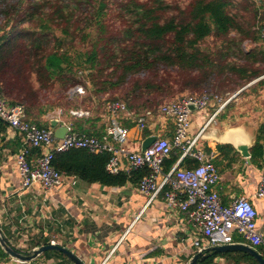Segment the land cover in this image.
<instances>
[{
  "label": "trees",
  "instance_id": "16d2710c",
  "mask_svg": "<svg viewBox=\"0 0 264 264\" xmlns=\"http://www.w3.org/2000/svg\"><path fill=\"white\" fill-rule=\"evenodd\" d=\"M113 13L120 22H108ZM258 16L250 0H192L186 5L166 0H0V95L12 106H24L26 121L48 129L39 117L55 105L43 104L41 91L57 83L64 92L57 106L69 113L77 106L68 93L82 85L100 106L88 119L71 115L73 130L102 137L105 128L97 130V123L113 102H125L141 114L158 110L167 103L162 100L200 97L209 88L220 89L233 76L243 84L261 77L258 84L264 85V46L248 51L244 47L246 41L261 43L256 28L264 16ZM210 38L221 40V45L205 46ZM144 135L151 133L147 129ZM225 149L232 147H220ZM179 156L173 152L165 172ZM109 159L108 153L74 149L57 153L53 165L67 177L105 187L138 186L150 172L145 168L111 174ZM251 162L264 169V122ZM186 165L195 167L197 162L186 158L180 167ZM0 255H7L1 246ZM217 258L258 264L240 252L214 254L199 264H215Z\"/></svg>",
  "mask_w": 264,
  "mask_h": 264
},
{
  "label": "crops",
  "instance_id": "0c3cea01",
  "mask_svg": "<svg viewBox=\"0 0 264 264\" xmlns=\"http://www.w3.org/2000/svg\"><path fill=\"white\" fill-rule=\"evenodd\" d=\"M257 46H264L262 38ZM261 79L227 92L236 97L207 127L216 107L211 105L207 110L194 111L189 133L195 138L205 129L197 147L206 153L217 152L213 162L220 173L217 190L223 204L228 205L240 196L249 198L258 211L260 226L264 225V200L256 197V190L264 169L243 157L235 143L248 145L251 149L256 143L264 122L260 123V117H264V85L258 84ZM256 113L260 115L255 117ZM91 116L89 112V115L77 118ZM101 117L97 130L102 126L106 129L108 115ZM61 118L49 110L39 117L38 122L49 124L48 129L56 131L51 121L58 119L59 126L66 125L65 118ZM122 123L127 127L132 121L123 119ZM128 129L129 148L142 151L148 137L135 127ZM174 130L173 120L165 117H156L148 129L151 134L158 133L168 139L173 138ZM22 144V137L0 119V226L14 248L27 253L52 243L69 249L85 264H136L143 259H149L151 264H187L191 259L193 249L187 247L185 240L196 232L186 215L169 209L162 196L150 201L149 196L139 192L137 184L105 187L65 176L62 185L50 190L38 183L24 191L17 164ZM223 146L232 147V150H220ZM41 152L42 149L33 148L32 161ZM173 152L180 156L172 169L182 155L178 148ZM182 168L194 167L186 165ZM216 262L233 264L224 258H217ZM0 264L75 263L61 252L47 251L29 262L18 261L8 254L0 255Z\"/></svg>",
  "mask_w": 264,
  "mask_h": 264
},
{
  "label": "built area",
  "instance_id": "2783aa9c",
  "mask_svg": "<svg viewBox=\"0 0 264 264\" xmlns=\"http://www.w3.org/2000/svg\"><path fill=\"white\" fill-rule=\"evenodd\" d=\"M260 4L262 0H253ZM264 42V21L257 26ZM71 99L86 94V89L78 85L69 91ZM236 97L235 94L221 96L211 89L200 97H184L161 105L158 110H145L141 114L128 109L125 102H113L107 106L108 122L102 137L79 133L67 123L68 132L63 139L55 136V131L40 128L37 124L25 120V108L12 106L0 95V119L23 140L17 155V164L22 177V189H30L35 184H42L50 190L64 183L65 174L58 171L53 161L57 153H66L74 149H85L94 154L110 155L107 170L111 174L148 169L150 172L138 183L140 193L149 196L150 201L162 196L171 210H178L186 215L194 236L185 240L192 248V256L214 246L244 244L258 251L264 257V225L258 224V211L249 198L240 196L230 204L224 205L217 190L220 173L213 162L217 152L206 153L198 148V141L203 129L195 138L190 137L193 112L189 105L194 104L198 110H207L214 105V115L206 127L213 123ZM74 117H84L89 112L71 110ZM172 119L175 124L172 139L158 136L145 151H134L128 146L129 129L122 123L129 119L140 132L149 129L155 118ZM42 149L39 156L32 161V150ZM175 148L182 151L180 162L169 172L164 171V164ZM190 157L198 161L194 168H182L179 164ZM182 161V162H181ZM256 197L264 200V171L256 190ZM54 243V242H53ZM136 264H151L143 259Z\"/></svg>",
  "mask_w": 264,
  "mask_h": 264
},
{
  "label": "water",
  "instance_id": "95a60500",
  "mask_svg": "<svg viewBox=\"0 0 264 264\" xmlns=\"http://www.w3.org/2000/svg\"><path fill=\"white\" fill-rule=\"evenodd\" d=\"M189 109L192 112L198 110V108L194 104L189 105ZM59 123L60 121L58 119H54L51 121L52 127L56 129L55 136L59 139H63L66 133L68 132V127L64 125L59 126ZM158 138H159L158 136L148 137L143 143L142 151H145L148 147H150L154 142L158 140ZM235 147L242 154L243 157L247 158L249 162H251V151H250L251 148L248 145L235 143ZM0 246L10 257L21 262L32 261L47 251H58L64 254L65 256H67L75 264H85L78 256H76L69 249L52 243L35 248L34 250L27 253L21 252L16 248H14L9 243V241L3 234L1 226H0ZM236 252L247 254L252 258H254L258 264H264V257L255 249L244 244H233V245L210 247L203 252H198L194 254L187 264H199L214 254L236 253Z\"/></svg>",
  "mask_w": 264,
  "mask_h": 264
},
{
  "label": "rangeland",
  "instance_id": "374dc122",
  "mask_svg": "<svg viewBox=\"0 0 264 264\" xmlns=\"http://www.w3.org/2000/svg\"><path fill=\"white\" fill-rule=\"evenodd\" d=\"M16 1V0H15ZM142 1H146V0H142ZM167 2L169 3H172V2H177V3H181L183 5H186L188 4L190 1L192 0H166ZM237 2L239 1H242V0H236ZM252 1V3L255 5V7L257 8L258 10V17L260 18H263L264 16V0H262V2H260V4H257L255 3L253 0H250ZM108 22L110 23H114L115 22H120L116 19V13H113L109 18H108ZM55 33L57 34V31H55ZM222 41L221 40H218L216 38H210L207 40V42L204 44L205 46H208V47H211V48H218L220 45H221ZM257 47V44H254L252 45L249 41H246L245 44H244V47L246 49V51L250 50V48L252 47ZM54 47V44L51 45V48ZM243 63V61L241 62ZM173 75H178L179 73L177 72V70H171L170 71ZM181 74V73H180ZM186 74H184L183 76H185ZM34 77V76H33ZM32 77V78H33ZM141 77H144V76H141ZM223 80H225V78H223ZM242 79H239L238 76H233L231 77V80H226V82L224 83V86H222L220 89H212V88H209V89H212V91H216V92H219V93H224V94H228V93H225V92H233L235 91L237 88L241 87V85H245L243 84L244 82L241 81ZM89 82V81H87ZM32 84L34 85V79H33V82ZM39 83L36 82L34 87H38ZM91 86V83L88 87ZM178 89V88H177ZM176 89V90H177ZM180 91V89L178 90V92ZM41 96H42V99H43V104H54L55 107L53 108V111H54V114L57 115V117H62L61 119L66 120L67 123H71V110H82V111H85V112H91V115L93 114L92 111H94V108H97L100 106L99 103H97V100L95 97L93 99H90L88 98L89 96V92L88 90H86V94L81 96V97H76L75 98V101L74 102V105L77 106V108H73L69 111V113L65 110L64 107H60V106H57V104L59 103V100L58 98H61L64 94V92L62 90H60L59 87H57V83L55 84V86H53L51 88V90L49 91H41ZM116 94H118L116 92ZM113 96V95H112ZM180 96V94H179ZM114 97V96H113ZM102 98L106 99L107 97L103 96ZM69 100V99H67ZM171 101L170 99H166V100H162L161 104L164 103V102H169ZM158 107V106H157ZM156 108V107H155ZM260 113H256L255 114V117L259 116ZM261 120H260V123L264 121V117H260ZM259 120V118H257V121ZM70 121V122H68ZM215 264H217V262H215ZM242 264H249V263H242Z\"/></svg>",
  "mask_w": 264,
  "mask_h": 264
}]
</instances>
